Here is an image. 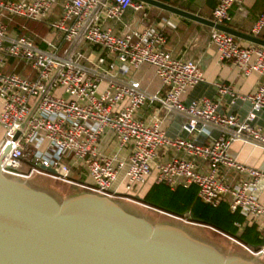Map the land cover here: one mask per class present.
<instances>
[{
	"label": "built area",
	"instance_id": "obj_1",
	"mask_svg": "<svg viewBox=\"0 0 264 264\" xmlns=\"http://www.w3.org/2000/svg\"><path fill=\"white\" fill-rule=\"evenodd\" d=\"M56 2L0 0V128L4 132L0 153L9 147L0 164V173L25 181L37 175L143 208L148 207L138 202L133 187L144 185L149 179L171 190L194 186L197 199L208 207L217 208L224 203L230 212H237L249 221L264 219V201L259 202L255 196L259 182L264 180V168L248 167L227 153L232 143H239L256 148L264 155V133L252 124L264 111V83L246 95L236 94L220 83L212 85L217 95L228 98L230 104L249 105L242 118L218 112L217 103L206 97L184 102L183 96L203 82L202 72L194 62L174 59L162 49L166 39L163 28L170 24L161 21L159 26L145 25L140 21L131 29L121 27L118 34L105 26L107 21H118L128 9L145 12V5L133 0H104L65 61L61 59L63 52L98 0H62L58 17L46 24L60 39L44 41L45 47L35 45L24 36L9 34L1 22L6 17L33 23L46 21ZM232 6L239 8L241 0H215L210 21L226 26ZM142 17H146L145 13ZM263 29L264 9L251 27L250 35L257 37ZM209 40L218 60L229 61L243 77L264 72L263 47L241 46L232 36L214 29ZM61 43L66 46L63 52L58 50ZM83 44L96 47L97 56L85 59L80 52ZM7 57L20 60L34 72V79L3 74L1 70ZM59 64L57 75L13 140L36 96ZM142 65L152 68L163 92L157 90L150 94L139 81L129 77ZM143 106H148L150 111L145 119H139L138 110ZM166 118L180 120L179 130L173 137H167L162 128ZM180 131L185 132V138L178 136ZM200 134L203 140L196 143L195 138ZM106 135L113 145L109 152L100 149V141ZM32 141L37 147L43 145V150L56 149L69 155L76 166L85 170L90 183L70 179L69 166L61 163L60 158L32 149ZM158 149L182 157L173 156L161 162L157 159ZM23 162L28 164L25 172L19 170ZM165 215L184 225L202 227L192 222L189 214ZM234 226L240 228L238 223ZM209 229L233 241L251 257L264 259V243L251 248Z\"/></svg>",
	"mask_w": 264,
	"mask_h": 264
},
{
	"label": "water",
	"instance_id": "obj_2",
	"mask_svg": "<svg viewBox=\"0 0 264 264\" xmlns=\"http://www.w3.org/2000/svg\"><path fill=\"white\" fill-rule=\"evenodd\" d=\"M133 1L264 48V40L258 37L159 1ZM103 2L98 0L95 4L63 52L62 61L68 59ZM60 67L61 64L53 70L36 96L13 140L25 127ZM246 105L248 110L249 105ZM179 125L180 120L175 118L165 135L173 137ZM178 136L185 138L186 134L180 131ZM202 140L203 134L195 138L196 143ZM8 149L6 147L0 153V164ZM44 170L52 173L49 169ZM136 199L142 203L140 198ZM147 207L145 209L170 218L165 215L169 213ZM189 217L192 222L200 224ZM257 259L224 255L215 246L193 237L181 227L151 223L144 217L129 213L115 201L90 193L74 194L59 201L47 191L31 186L28 181L7 178L0 173V264H261Z\"/></svg>",
	"mask_w": 264,
	"mask_h": 264
},
{
	"label": "crops",
	"instance_id": "obj_3",
	"mask_svg": "<svg viewBox=\"0 0 264 264\" xmlns=\"http://www.w3.org/2000/svg\"><path fill=\"white\" fill-rule=\"evenodd\" d=\"M169 1H173V3H175L174 6L171 5L169 6L183 10L185 12H188L190 14H193L195 16H198L206 20L211 19V11L215 5V0H169ZM61 3L62 0H57L56 4L51 9L52 11L50 12L49 18H47L46 21L40 23L38 22L35 24L34 30L38 29L36 32L31 29L30 31L27 32L29 37H33V38L40 37L39 41H35L30 38L29 40L32 43L40 47H45L44 41L53 42L51 40L44 39L45 37L41 36L39 31H43V29L49 31L46 28V24L47 22L53 21L58 17ZM150 8L151 7L145 5V12H149ZM263 9H264V0H241V6L239 8L236 6H232L229 9L228 13L230 16V20L228 23H226V26L236 31L250 35V29L253 26L257 16L262 12ZM154 11H157L155 16L160 19L158 21H156V19L155 21H149L148 24L151 23L159 26V22L161 21L170 24L169 27L165 26V28H163L166 39L162 49L168 52L170 56L174 59L194 62L202 72L203 82L199 83L197 86L190 89L186 93V95L183 96L182 100L184 102H188L190 100H194L199 97H206L211 101L217 103L218 112L224 114H234L242 118L245 115L248 108L246 103L239 104L237 106H231L228 103V98L226 97L220 98L217 95L212 85L214 83H220L221 85L229 87L236 94L246 95L253 92L260 84L264 83V72L261 74L252 73L249 76L243 77L238 72V70H236L232 66V64L229 61L218 60L216 50L209 40V34L211 31L210 28L180 18L178 16H174L169 13L162 12L157 9H155ZM1 22L6 25L9 34L18 35L19 32L22 30L17 28V22H19L18 25H20L21 27L23 26L21 23H24L25 21L19 18L6 17L1 19ZM142 23L145 24L144 22ZM108 28H110L114 34H118L121 29V23ZM51 34L54 33L51 32ZM18 36H23V35H18ZM57 37L58 39H60L58 35ZM257 37L264 40V29L259 33ZM237 42L241 46L248 45V43L240 40H237ZM58 50L59 52H63L64 50L63 43H61ZM80 52L82 53L85 59L92 60L97 56L99 50L96 47L83 44L81 46ZM22 67L25 66L22 65ZM22 70L24 69L23 68L21 69L20 67L17 68L16 65L12 64L8 66L5 63L1 71L3 73L14 72L13 74L17 75L16 71L21 72ZM30 71L33 74V75L30 74V76L32 77V79H34V72L32 70ZM25 73L27 74L28 72L25 71ZM129 77L133 80L139 81L140 86L150 94L157 90L160 92L164 91V88L161 86L159 80L153 76L152 68L148 65L140 66L138 70L132 72L129 75ZM149 111L150 108L148 106H143L138 110L137 117L139 119H145ZM173 121L174 120H171V118H166L164 120L162 124V126L165 124V126L163 127L164 131H166L167 128L170 127ZM254 125L260 127L264 133V111L258 115V118L255 120ZM3 134L4 132L2 128H0V146L3 140ZM111 147H113L111 138L110 136L106 135L100 141V149L101 151L109 152L112 149ZM31 148L32 149L37 148L41 151H44V153L51 158H60L61 163L67 164L69 166L70 179L79 183H84V184L90 183V180L85 170L80 165L76 166V164L73 163L72 158H70L69 155L63 154L61 156V155H57V152L55 151H50V149L43 150L44 149L43 145L37 147L35 141L31 142ZM227 153L231 158L248 167L255 168L258 170H262L264 168V155L260 150L256 148H252L247 145H241L239 143H232L229 146ZM173 156L182 157L181 154L175 155L171 151L165 152V150L163 149L157 150V157H158L157 159L161 162H165L170 158H172ZM196 163L198 164L201 170H204L203 165L199 161H196ZM21 168H22L21 172H25L28 168L27 162H23ZM152 184L153 183L151 179H149L144 185L134 186L133 194L138 196V198L142 197ZM191 187L194 188L195 197H196V188L194 186ZM183 189H187V188H183ZM255 196L259 202L264 201V180H261L259 182L255 190ZM220 205L227 206L224 203ZM239 216L242 217L241 215ZM242 219L243 222L238 223L240 225V228H236L233 223V226L234 228H236L237 231L236 234H239L245 226L254 224L255 231L257 232L259 238V244L257 247H259L262 242L264 243V219L258 218V220L254 222L249 221L247 218L245 219L244 217H242Z\"/></svg>",
	"mask_w": 264,
	"mask_h": 264
},
{
	"label": "trees",
	"instance_id": "obj_4",
	"mask_svg": "<svg viewBox=\"0 0 264 264\" xmlns=\"http://www.w3.org/2000/svg\"><path fill=\"white\" fill-rule=\"evenodd\" d=\"M156 1L171 6H174L175 4L173 3V1L169 0ZM51 11L52 10H50V12ZM50 12L47 18H49ZM18 24L19 22H17V28L20 29V25ZM21 24L25 29H27V31H30V29L34 30V26L36 23L25 21ZM37 30L35 29L34 31L36 32ZM18 35H23L24 37L30 39L27 32L24 33L23 30L20 31ZM65 47L66 46H64V48ZM5 63L8 66L13 64L16 65L17 68H23L26 72H28V75L24 70L21 71L22 73L16 71L17 75L27 80H32V77L30 76V74L33 75L32 72L26 66L22 67L23 63L20 60L7 57L5 59ZM7 73L13 74L14 72H5L3 74ZM139 198L141 199L143 204L150 206L156 210L169 213L173 216H183L185 214H189L190 216L198 220L201 225L212 228L219 233H222L237 240L238 242L243 243L248 247L256 248L259 244V238L257 232L255 231L254 224L245 226L239 234H236L237 231L236 228H234L233 223H242V217H240L236 212L230 213L227 209V206L224 205H219L217 208H211L202 204L195 197V190L191 186L187 189L176 187L174 190H169L167 186L163 184H152L150 188L145 192V194ZM205 227L201 228L206 229ZM209 228L207 229L209 230ZM212 233L221 236L216 232L212 231Z\"/></svg>",
	"mask_w": 264,
	"mask_h": 264
},
{
	"label": "rangeland",
	"instance_id": "obj_5",
	"mask_svg": "<svg viewBox=\"0 0 264 264\" xmlns=\"http://www.w3.org/2000/svg\"><path fill=\"white\" fill-rule=\"evenodd\" d=\"M154 10L155 8L152 9L150 8L149 12H143V11L133 12L131 10H126L124 15L118 21H107L105 26L112 27L115 26L116 24L121 23V27L131 29L138 21L144 22L145 24L148 25L149 21H155V19L156 21H158L160 19L155 16L157 11ZM143 13H145L146 15L145 18L142 17ZM23 32L25 33L28 31L27 29H24ZM39 33L41 34V36L45 37L44 39L46 40H51L53 42L58 40L56 34H51V32L47 31L46 29H43V31H39ZM30 38L35 41H39L40 39V37H34V38L30 37ZM80 63L86 64V62L83 60H80ZM164 126L165 124L162 126V128ZM50 151H55L57 152V155H61V156L64 154L56 149H50ZM20 171H22V168ZM28 183L35 188H39L44 191H47L49 194H51L55 199L59 201L67 196H71L78 193H86L79 187L68 185L58 181H53L51 179L37 175L31 177V179L28 180ZM115 202H117L123 209H125L129 213L144 217L151 223L154 224L169 223L171 225L181 227L185 229L188 233H190L193 237L208 242L211 245L215 246L224 255H238L245 259L251 258V256L246 251H244L240 246L236 245L233 241H230L222 236H218L217 234L212 233V230L209 231L210 229L208 230L207 228L204 229L200 227L184 225L179 221L164 217L160 214L153 213L132 202H126L120 200H115ZM256 261L261 264H264V259H257Z\"/></svg>",
	"mask_w": 264,
	"mask_h": 264
}]
</instances>
